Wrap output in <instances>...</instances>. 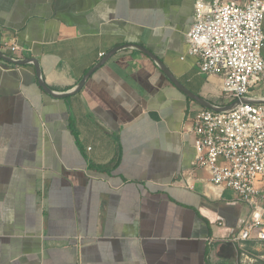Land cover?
I'll use <instances>...</instances> for the list:
<instances>
[{
    "label": "crops",
    "instance_id": "obj_1",
    "mask_svg": "<svg viewBox=\"0 0 264 264\" xmlns=\"http://www.w3.org/2000/svg\"><path fill=\"white\" fill-rule=\"evenodd\" d=\"M196 1L0 0V41L20 46L4 54L28 60L0 59V264H256L229 239L249 208L193 169L205 107L127 45L231 103L186 54ZM245 99L264 101V78Z\"/></svg>",
    "mask_w": 264,
    "mask_h": 264
},
{
    "label": "built area",
    "instance_id": "obj_2",
    "mask_svg": "<svg viewBox=\"0 0 264 264\" xmlns=\"http://www.w3.org/2000/svg\"><path fill=\"white\" fill-rule=\"evenodd\" d=\"M263 17L264 0H197L186 33V54L197 57L199 72L221 76L223 97L239 100L223 111H196L189 132L193 169H205L212 184L232 190L249 208L229 237L243 253L249 242L264 245V104L241 101L264 78ZM19 50L16 42L0 41L1 53Z\"/></svg>",
    "mask_w": 264,
    "mask_h": 264
},
{
    "label": "water",
    "instance_id": "obj_3",
    "mask_svg": "<svg viewBox=\"0 0 264 264\" xmlns=\"http://www.w3.org/2000/svg\"><path fill=\"white\" fill-rule=\"evenodd\" d=\"M127 45H132L133 47L138 48L139 50H141L143 53L147 54L150 58H152L153 60H155L157 62V64L159 65L160 69L163 71V73L165 74V76L171 81L173 82L176 86H178L179 89H181L185 94H187L188 96H190L191 98H193L194 100H196L197 102H199L202 106H204L205 108H209L215 111H223L229 108H232L233 106H235L239 100H234L231 103L225 105V106H215L213 104H210L209 102L203 100L202 98H200L199 96L190 93L189 91H187L184 88H181V86H179L178 82L176 80H174V78L169 74L168 70L165 68V66L163 65V62L157 57L155 56L150 50H148L147 48H144L138 44H127ZM115 53V50L110 52L108 57L112 56ZM0 59L4 60V61H9L12 62L14 64H24L26 63V61L28 60H20V59H13L7 55H5L4 53L0 52ZM36 70L38 71V66L37 63L35 61H32ZM102 64V61H100L98 64H96L93 68H91L82 78L81 80L78 82L77 86L74 88V90H72V92H75L77 90H79L82 85L84 84L86 78L95 70L97 69L100 65ZM39 84L40 86L49 94L54 95L56 97H64L67 94H55L52 92V90L39 78ZM241 101L243 102H252V103H263L264 101H255V100H248L245 98H242Z\"/></svg>",
    "mask_w": 264,
    "mask_h": 264
},
{
    "label": "rangeland",
    "instance_id": "obj_4",
    "mask_svg": "<svg viewBox=\"0 0 264 264\" xmlns=\"http://www.w3.org/2000/svg\"><path fill=\"white\" fill-rule=\"evenodd\" d=\"M259 85L255 86L253 88H257ZM258 252H259L258 253L259 255H264V245H258ZM256 264H264V257L263 258H258V260L256 261Z\"/></svg>",
    "mask_w": 264,
    "mask_h": 264
}]
</instances>
